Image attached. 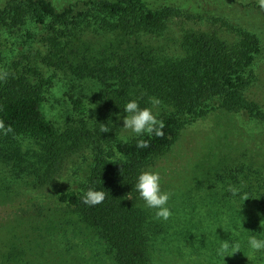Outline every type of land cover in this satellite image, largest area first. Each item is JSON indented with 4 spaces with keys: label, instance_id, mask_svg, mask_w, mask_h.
Returning <instances> with one entry per match:
<instances>
[{
    "label": "rangeland",
    "instance_id": "1",
    "mask_svg": "<svg viewBox=\"0 0 264 264\" xmlns=\"http://www.w3.org/2000/svg\"><path fill=\"white\" fill-rule=\"evenodd\" d=\"M51 1L61 8L76 0ZM194 2L202 12L176 7L150 17L129 4L118 11L96 5L84 17L45 18L42 24L11 15L0 19V38L7 42L0 43V66L6 70L23 55L36 59L48 81L45 115L66 131L92 120L101 102L102 84L87 75V65L121 59L158 72L169 61L175 80L168 89L173 85L183 101L160 95L156 107L147 98L139 104L160 120L178 118L171 143L148 156L144 168L160 174L161 190L171 194V217L158 220L138 192L129 196L146 218L145 264H264V251L248 245L250 236L264 239V10L257 0ZM184 87L193 94H182ZM229 87L238 90L239 100L230 98ZM76 99L86 109L74 110ZM225 101L234 109L222 108ZM143 137L114 126L104 149L84 154L80 164L73 163L79 150L64 154L41 184L46 164L37 144L0 136V264H119L102 229L56 197L62 188L90 183L114 162L129 160H118L116 141ZM230 184L237 195L227 191ZM224 241L238 242L240 251L218 255Z\"/></svg>",
    "mask_w": 264,
    "mask_h": 264
},
{
    "label": "trees",
    "instance_id": "2",
    "mask_svg": "<svg viewBox=\"0 0 264 264\" xmlns=\"http://www.w3.org/2000/svg\"><path fill=\"white\" fill-rule=\"evenodd\" d=\"M123 4L144 9L150 17L159 9L176 7L191 13L202 12L200 5L194 0H76L61 8H57L51 0H0V19L4 20L13 15L14 21L24 22L28 16L35 24H42L45 18L62 20L68 17H84L87 10L96 5L118 11ZM0 43L7 44L1 38ZM23 58L30 59L23 55L22 58L11 62L6 69L9 73L7 81H0V121H3L5 129L11 126V131L7 134L0 130V136L6 141L22 140L37 144L43 152L42 162L46 164L41 184L55 174L60 158L64 154H74L79 150L81 154L73 159V163L80 164L79 158H84V154L104 149L107 146V137L112 133L114 126L123 128L121 117L127 102L136 100L141 104L146 98L155 96L161 98L160 95L168 100L174 98L176 102L183 101L182 98L176 97L177 94L174 96L176 91L173 85L170 91L168 89L170 80H175L174 76L169 75V61L164 62V65H158V72L137 68L129 63L126 65L121 59L120 64L105 65L104 62H100L96 66L87 65L85 71L87 75L102 84L97 93L101 102L97 104L92 120L82 119L80 126L73 124L69 130L61 131L46 117L43 109V91L47 88V76L36 59L24 63ZM61 64L58 63L59 66ZM3 68L0 66V70ZM77 68L80 66L77 65ZM188 80L186 79L191 82L192 78L188 77ZM212 86L218 87L217 84ZM229 88L231 89L226 90H229L230 98L239 100L238 90ZM195 93L198 96L201 94L200 91ZM182 94L193 93L189 87H184ZM242 102L243 109L252 114L253 108L245 100ZM175 104L190 108L185 103ZM72 105L76 111L86 109V105L80 99L73 100ZM220 106L226 110L234 109L233 104L228 101ZM177 120L176 116L168 115L163 119L165 125L163 136L146 135L141 138L140 140L148 142L147 147H137L138 140L116 141L113 144L114 154L122 157L118 160L124 157L129 160L114 162V165L107 167L90 183L78 185L77 188L68 185L57 193L56 198L59 202L81 212L86 221L102 229L119 264L146 262L149 234L146 218L131 202L129 196L130 193L137 192L135 184L138 175L144 171L145 159L171 143ZM105 127L108 129L107 132L102 131ZM88 188L105 191L106 198L103 203L96 206L84 204L82 196Z\"/></svg>",
    "mask_w": 264,
    "mask_h": 264
},
{
    "label": "clouds",
    "instance_id": "3",
    "mask_svg": "<svg viewBox=\"0 0 264 264\" xmlns=\"http://www.w3.org/2000/svg\"><path fill=\"white\" fill-rule=\"evenodd\" d=\"M257 4L260 9L264 10V0H257ZM8 76L9 73L6 70H0V81L6 82ZM149 103L153 107H156L161 101L156 97H149ZM124 113L121 117L123 120V128L134 136H163L164 122L157 118V114L153 113L152 108H141L136 100H131L126 103ZM0 130H4L5 134H7L8 131H11V126L5 129L3 121H0ZM102 131L107 132L108 129L105 127ZM147 146V141L138 140L137 147L142 148ZM160 181L161 177L158 172L151 170L142 171L137 177L135 188L140 198L144 201L145 206L148 209L154 210L155 218L167 221L172 215L171 210L166 206L171 194L161 190ZM227 191L233 196L239 193V189L231 184L228 186ZM105 198V191L88 188L83 193L82 202L88 206H96L103 203ZM244 199L247 200L248 198L245 197ZM248 245L253 252L264 251V239L250 236L248 238ZM229 248L234 250V254L240 251V244L238 242L230 244L228 241H224L218 249V255H224V253L228 252Z\"/></svg>",
    "mask_w": 264,
    "mask_h": 264
}]
</instances>
